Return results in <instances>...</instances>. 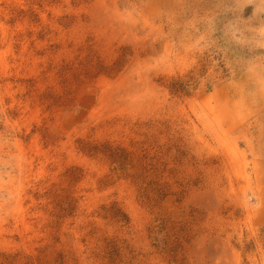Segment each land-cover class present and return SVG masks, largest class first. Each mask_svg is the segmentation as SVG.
I'll return each instance as SVG.
<instances>
[{
  "label": "rangeland",
  "instance_id": "obj_1",
  "mask_svg": "<svg viewBox=\"0 0 264 264\" xmlns=\"http://www.w3.org/2000/svg\"><path fill=\"white\" fill-rule=\"evenodd\" d=\"M0 264H264V0H0Z\"/></svg>",
  "mask_w": 264,
  "mask_h": 264
}]
</instances>
